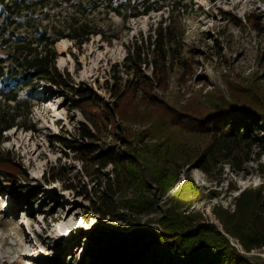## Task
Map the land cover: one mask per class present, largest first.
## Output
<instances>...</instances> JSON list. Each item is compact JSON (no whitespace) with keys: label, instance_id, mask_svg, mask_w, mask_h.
Segmentation results:
<instances>
[{"label":"trees","instance_id":"trees-1","mask_svg":"<svg viewBox=\"0 0 264 264\" xmlns=\"http://www.w3.org/2000/svg\"><path fill=\"white\" fill-rule=\"evenodd\" d=\"M192 1L0 0V176L12 183L27 178L2 143L13 128L34 129L36 90L53 85L69 92L86 119L78 135L88 141H59L78 160L96 165L97 173L111 166V177L102 173L104 181L93 184L91 204L97 214L126 223L90 235L91 264H264L245 255L264 248V184L241 191L233 210L213 207L224 232L193 208L205 193L190 164L209 173L221 164L240 167L255 149L264 154V78L223 76V86L171 94L172 75L179 72L177 79L187 83L196 67L187 52L186 25L177 18L193 8ZM152 12L161 18L127 44L122 63L105 82L107 102L73 85L70 74L59 69V41L81 48L93 36L110 40L112 27L106 29L103 20ZM108 138L112 142L101 148ZM60 179L57 173L46 182ZM160 202L163 210L150 217ZM143 216H149L148 226Z\"/></svg>","mask_w":264,"mask_h":264},{"label":"rangeland","instance_id":"rangeland-1","mask_svg":"<svg viewBox=\"0 0 264 264\" xmlns=\"http://www.w3.org/2000/svg\"><path fill=\"white\" fill-rule=\"evenodd\" d=\"M239 1L193 0V8L177 15L186 25L187 52L194 57L196 67L187 83L177 79L179 72L172 75L171 94L178 89L194 91L204 85L205 89H212L214 84L223 86V76L264 78V0ZM160 18L158 12L127 21L112 15L110 20L101 22L106 29L108 25L112 27L107 31L110 40L97 35L77 48L72 41L63 39L56 45L57 65L70 74L73 85L86 86L107 102L110 96L105 82L111 81L113 69L122 63L127 44L141 33L147 34ZM71 97L69 92L53 85L36 90L34 129L11 130L2 143L22 163L27 178L12 183L0 176V264H91L90 235L103 227L125 228L124 221L97 214L91 204L93 184L96 187L99 181H104L102 173L109 172L111 177V166L97 173L96 165L78 160L79 154L59 141V138L88 141L78 135L86 119ZM111 142L108 138L100 147L105 148ZM189 167L193 180L205 193L193 208L202 213L205 223H214L222 232L213 207L222 205L233 210L234 199L241 191L264 184V154L256 149L240 167L221 164L209 173L195 164ZM57 173L62 179L46 182ZM184 179L182 173L180 183ZM68 185L72 188L67 189ZM161 204L150 217L163 210ZM67 213V219L61 221ZM148 217L141 218L145 226ZM227 236L245 253L236 238ZM29 252L33 257L26 256ZM245 255L253 263L264 262V248Z\"/></svg>","mask_w":264,"mask_h":264},{"label":"bare ground","instance_id":"bare-ground-1","mask_svg":"<svg viewBox=\"0 0 264 264\" xmlns=\"http://www.w3.org/2000/svg\"><path fill=\"white\" fill-rule=\"evenodd\" d=\"M243 2H247V0H240V1H239V3H243ZM62 41H64V40L59 41L58 44H60ZM60 64H61V63H60ZM14 129H15V128H13V129H11V130H14ZM11 130H9V131H11ZM9 131H8V132H9ZM67 217H68V213H67L64 217L61 218V221L66 220ZM59 246H62V243H60ZM26 256H27V257H33L32 254H31L30 252L27 253Z\"/></svg>","mask_w":264,"mask_h":264}]
</instances>
